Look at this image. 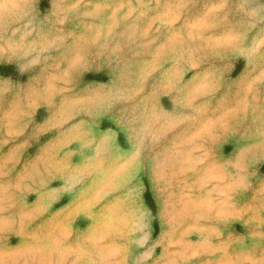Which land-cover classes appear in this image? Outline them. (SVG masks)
<instances>
[{
  "label": "rangeland",
  "instance_id": "rangeland-1",
  "mask_svg": "<svg viewBox=\"0 0 264 264\" xmlns=\"http://www.w3.org/2000/svg\"><path fill=\"white\" fill-rule=\"evenodd\" d=\"M0 264H264V0H0Z\"/></svg>",
  "mask_w": 264,
  "mask_h": 264
}]
</instances>
